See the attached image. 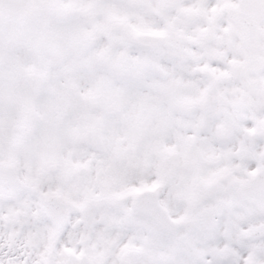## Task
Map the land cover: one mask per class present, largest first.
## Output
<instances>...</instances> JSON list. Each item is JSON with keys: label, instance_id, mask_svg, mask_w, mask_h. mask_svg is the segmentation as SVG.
<instances>
[{"label": "snow or ice", "instance_id": "6c2138e0", "mask_svg": "<svg viewBox=\"0 0 264 264\" xmlns=\"http://www.w3.org/2000/svg\"><path fill=\"white\" fill-rule=\"evenodd\" d=\"M0 264H264V0H0Z\"/></svg>", "mask_w": 264, "mask_h": 264}]
</instances>
